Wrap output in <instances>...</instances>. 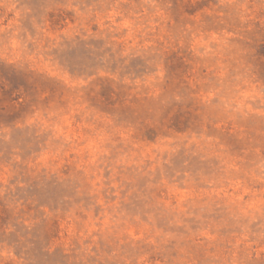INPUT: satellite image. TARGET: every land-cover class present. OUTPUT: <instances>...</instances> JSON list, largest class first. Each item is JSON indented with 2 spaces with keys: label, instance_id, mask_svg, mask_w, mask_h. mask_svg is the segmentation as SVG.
I'll return each mask as SVG.
<instances>
[{
  "label": "rangeland",
  "instance_id": "obj_1",
  "mask_svg": "<svg viewBox=\"0 0 264 264\" xmlns=\"http://www.w3.org/2000/svg\"><path fill=\"white\" fill-rule=\"evenodd\" d=\"M0 264H264V0H0Z\"/></svg>",
  "mask_w": 264,
  "mask_h": 264
}]
</instances>
